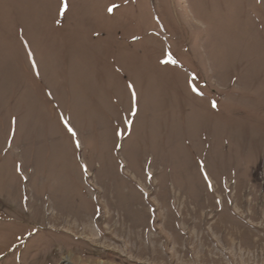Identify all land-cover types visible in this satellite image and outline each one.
I'll list each match as a JSON object with an SVG mask.
<instances>
[{
  "label": "rangeland",
  "instance_id": "1",
  "mask_svg": "<svg viewBox=\"0 0 264 264\" xmlns=\"http://www.w3.org/2000/svg\"><path fill=\"white\" fill-rule=\"evenodd\" d=\"M63 3L0 0V264H264V0Z\"/></svg>",
  "mask_w": 264,
  "mask_h": 264
},
{
  "label": "snow or ice",
  "instance_id": "2",
  "mask_svg": "<svg viewBox=\"0 0 264 264\" xmlns=\"http://www.w3.org/2000/svg\"><path fill=\"white\" fill-rule=\"evenodd\" d=\"M115 7H117V6H116V5H113L112 7L108 8V9H107L108 12L111 13V12L113 11V8H115ZM67 8H68L67 0H64V3H63V5H62V7L60 8V12H61V14H63L64 11H65ZM161 62H162V63H166V64H167V63H175V61L172 60L171 55H168L167 59L164 60V61H161ZM33 66H35L34 62H33ZM127 87L130 88V89H133V88H134V86H133L131 83L128 84ZM193 91H196V89L193 88ZM198 94H199V93H198ZM131 99H132V101H133V106L135 107V103H136V101H137V96H136V92H135V90L132 91ZM212 107H214V108L216 107L215 102H213ZM64 125H65V127L67 128V131L71 134L72 137H76V136H77V132H76L75 129H74V128L68 123V121H64ZM116 135H117V136H120V135H122V133L117 132ZM76 147H77V148L80 147V143H79L78 140H77V142H76ZM118 147H119V145H118ZM85 170H86V169H85ZM209 187H211V185H209Z\"/></svg>",
  "mask_w": 264,
  "mask_h": 264
}]
</instances>
